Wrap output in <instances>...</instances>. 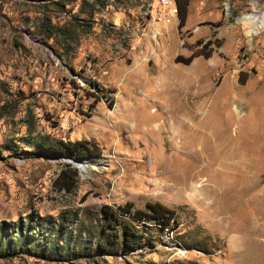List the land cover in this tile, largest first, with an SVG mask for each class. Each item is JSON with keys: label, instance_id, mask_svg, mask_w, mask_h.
Masks as SVG:
<instances>
[{"label": "rangeland", "instance_id": "1", "mask_svg": "<svg viewBox=\"0 0 264 264\" xmlns=\"http://www.w3.org/2000/svg\"><path fill=\"white\" fill-rule=\"evenodd\" d=\"M253 10L188 0L180 26L178 0H0V229L38 246L0 264H264V28L238 21ZM41 136L92 150L52 157L27 143ZM67 163L71 191L54 183ZM126 202L174 214L101 231V206ZM124 223L138 247L99 255Z\"/></svg>", "mask_w": 264, "mask_h": 264}, {"label": "trees", "instance_id": "2", "mask_svg": "<svg viewBox=\"0 0 264 264\" xmlns=\"http://www.w3.org/2000/svg\"><path fill=\"white\" fill-rule=\"evenodd\" d=\"M187 4L188 0H183L182 4H180V1L178 0V7L180 10V26H183L185 22ZM50 31L52 33L56 32V28L52 27ZM191 60L192 56H189L186 58L185 63H189ZM2 115L3 113L0 112V118ZM27 143L31 146H34L39 152L46 153L52 157L69 155L73 158H79L80 160H83L86 157V154H89L92 150V148L87 145H83L80 141H57L45 136L30 137ZM77 179V168L73 167L72 164L67 163L64 164V167L60 169L57 177L54 180V183H56V188L59 190L64 189L66 191H71L75 186ZM132 206V202H126L123 205H118L117 209H113L112 207L106 205L101 206L100 212L102 217L106 220V224L101 226L100 230L105 231L117 224H121L119 215H129L133 221L141 224L153 220L157 224H161V226L165 227L170 223L174 214L173 210L167 208L159 202H147L146 209L136 208L133 210ZM22 230L25 229L22 228V226H18L17 233L15 235L18 237V240L14 242L13 238L2 234L3 231L0 229V255H13L15 253V245L17 244H20V251L25 253H30L32 251L31 247H38L37 244L31 240L32 233H35V230L32 229L31 231H28L27 234L23 233ZM23 234H25V236ZM138 234L139 233L137 230H135L134 226L124 223L122 224L119 234L115 233L114 236L106 242L98 241L95 248L99 251L98 254L100 255L106 251L109 245L108 243H114V245L117 247H121L124 253H128L130 250H134L138 247ZM46 245H49V242ZM42 251L43 256L51 258V256L45 252L44 248ZM57 253V255L53 256V259L61 257L63 260H71L81 255H88L80 253L79 250L76 251L72 249L57 250Z\"/></svg>", "mask_w": 264, "mask_h": 264}, {"label": "bare ground", "instance_id": "3", "mask_svg": "<svg viewBox=\"0 0 264 264\" xmlns=\"http://www.w3.org/2000/svg\"><path fill=\"white\" fill-rule=\"evenodd\" d=\"M238 21H240L241 23L246 24L249 27L250 32H251L252 35H254V34L256 35L257 33H259L264 28V15L263 14H260L257 10H253L251 12L242 14L238 18ZM234 110H235L236 113H238V110L236 109V107H235ZM184 122H185V124L187 123L186 121H184ZM187 124H190V123H187ZM190 126H192V125L190 124ZM192 127L190 128V130L192 129ZM196 130L202 132V130L201 129H198V127L196 128ZM172 131H174V132L177 131L178 132L177 129H172ZM200 150L202 152L203 151V148H200ZM80 166H81L82 170L84 171V170H87L88 167H91V168L97 167V163L90 162V161L89 162L88 161H84V162H81Z\"/></svg>", "mask_w": 264, "mask_h": 264}, {"label": "water", "instance_id": "4", "mask_svg": "<svg viewBox=\"0 0 264 264\" xmlns=\"http://www.w3.org/2000/svg\"><path fill=\"white\" fill-rule=\"evenodd\" d=\"M76 160H80V159H76ZM76 160H74V164H76ZM77 168H78L79 171L81 170L79 165H77Z\"/></svg>", "mask_w": 264, "mask_h": 264}]
</instances>
